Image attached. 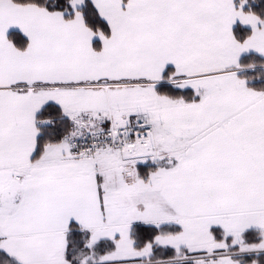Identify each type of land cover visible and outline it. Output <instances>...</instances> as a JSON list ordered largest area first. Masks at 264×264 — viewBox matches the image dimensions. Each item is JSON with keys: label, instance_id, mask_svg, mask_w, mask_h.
Instances as JSON below:
<instances>
[{"label": "snow or ice", "instance_id": "obj_1", "mask_svg": "<svg viewBox=\"0 0 264 264\" xmlns=\"http://www.w3.org/2000/svg\"><path fill=\"white\" fill-rule=\"evenodd\" d=\"M0 264H264V0H0Z\"/></svg>", "mask_w": 264, "mask_h": 264}]
</instances>
